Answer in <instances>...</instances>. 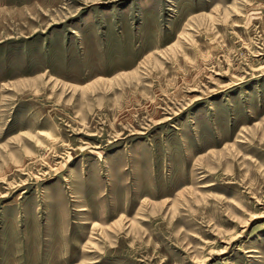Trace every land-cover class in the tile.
Returning <instances> with one entry per match:
<instances>
[{"label":"rangeland","instance_id":"obj_1","mask_svg":"<svg viewBox=\"0 0 264 264\" xmlns=\"http://www.w3.org/2000/svg\"><path fill=\"white\" fill-rule=\"evenodd\" d=\"M0 264H264V0H0Z\"/></svg>","mask_w":264,"mask_h":264}]
</instances>
